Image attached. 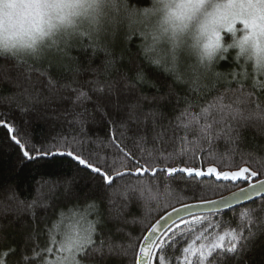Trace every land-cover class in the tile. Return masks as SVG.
I'll list each match as a JSON object with an SVG mask.
<instances>
[{
	"label": "snow or ice",
	"instance_id": "snow-or-ice-1",
	"mask_svg": "<svg viewBox=\"0 0 264 264\" xmlns=\"http://www.w3.org/2000/svg\"><path fill=\"white\" fill-rule=\"evenodd\" d=\"M2 7L0 53L14 58L17 69L16 81H8L15 89L9 105L15 101L22 115L38 108L51 109V118L66 122L67 130L61 128L55 136L37 142L29 133L21 134L14 119H0V129L18 149L21 167L67 158L89 173L95 184L83 202L76 195L77 202L67 211L61 210L47 229L45 247L36 245L29 256L25 245L21 264L34 260L81 264L90 251L96 264H107L111 258L128 257L129 249L133 252L129 264H215L218 255L224 264L231 260L242 264L251 242L264 231V215H260L264 214V156L241 148L244 133L257 121L264 124V87L259 95L244 93L242 85L251 73L237 72L224 92L213 95L217 89L203 84L202 78L223 49L225 32L242 33L229 48L239 50L238 58L246 60L257 78L264 74V0H152L151 8L142 10L133 9L129 0H15ZM153 17L158 18L155 23ZM125 24L131 35L126 32L121 39ZM137 24L143 25L139 33ZM149 36L160 49L159 55L148 45ZM79 38H95L93 54L104 53L102 66L89 69L102 79H79V62L69 56ZM133 39L141 41L135 52ZM118 43L124 44L119 55ZM133 57L140 64H134ZM61 59L69 61L67 68L58 62ZM122 63L131 67L122 72L117 67ZM145 64L167 75L172 85L158 96L141 92L129 99L141 86L157 87L155 80L148 83ZM232 83L241 87L229 96ZM178 89H183V95ZM88 104L93 105L91 114ZM166 106L172 111H165ZM11 111L10 107L9 114ZM114 113L120 118H113ZM96 115L108 125L103 138L93 137L88 127ZM237 157L244 166L220 170L234 167ZM177 163L194 166H170ZM71 198L70 193L66 195ZM173 201L180 206L172 207ZM242 202L256 206L244 207ZM105 203L107 221L102 212ZM133 204L147 218L159 216L142 238L133 239L122 226L128 223L124 216ZM234 205L240 206V219L248 225L227 233L231 243L225 247L223 235L215 240L210 235L222 221H212L217 215L223 217L225 210L235 214ZM32 207L35 203L29 205ZM169 207L171 211H167ZM32 219L35 221V213ZM108 223L116 225L118 236H113ZM197 231L201 233L195 237L198 247L188 240ZM24 234L29 240L45 236L36 229ZM117 239L129 243H117ZM18 250L8 248L0 253V264ZM170 250L180 252L182 259L170 255ZM192 256L198 261L191 260Z\"/></svg>",
	"mask_w": 264,
	"mask_h": 264
},
{
	"label": "trees",
	"instance_id": "trees-1",
	"mask_svg": "<svg viewBox=\"0 0 264 264\" xmlns=\"http://www.w3.org/2000/svg\"><path fill=\"white\" fill-rule=\"evenodd\" d=\"M129 3L133 9H144L151 8L152 0H129ZM143 26L141 24L136 25L137 33ZM129 26L125 24L121 30V39L128 31ZM92 39L79 38L73 43L72 50L69 52V56L79 62V66L82 69L79 79L82 81H87L99 78H103L102 75L94 73L89 69H97L102 66L104 60V53L97 52L94 53V44ZM141 41L139 39H133L131 42L132 51L135 52L137 45ZM163 43V42H161ZM148 45L155 48L157 55L160 53V49L156 48L152 44L151 37L148 38ZM124 48L123 43H118L116 46V53L119 55ZM8 54L0 53V119H8L12 121L13 119L21 127V134L23 132L29 133V135L34 136L37 142L55 136L61 128L67 130L66 122L55 121L51 118L53 115L51 109L38 108L34 111L29 112L27 115H22L16 110V102L13 101L11 105L8 103V98L15 92L13 86L8 82L9 80L15 82L17 79V69L16 60L14 58H5ZM226 59L219 60L214 68V76L203 79L202 83L206 84L210 88H216L217 91L213 92V95L219 92H224L228 86V81H232L234 74L241 72V64L243 59L238 58L237 49L228 48L227 51L223 52L222 57ZM126 59V57H125ZM59 63L64 64L65 68L69 66V61L59 60ZM134 64H140L138 57H133ZM146 70V75L148 77V83L155 80L157 81V87L141 86L133 91V95L129 99H135L139 93H143L149 97L158 96L160 94L167 93L169 86L172 85V80L164 74H160L154 67H150L147 64L143 65ZM45 67L47 64L45 63ZM117 67L120 68L122 72L127 71L131 66L127 63L118 64ZM57 69H53L56 71ZM163 71H167V66H164ZM35 75V74H34ZM115 77V72H113ZM237 80H243V77H236ZM241 87L238 83H232L231 90L228 91L229 96L236 94V89ZM243 92H252L253 95H259V89L264 87V80H254L251 76H248L247 82L243 83ZM180 95H183V89H178ZM211 97H209L210 99ZM124 97L121 98L123 103ZM175 104V100H173ZM12 111L9 114V108ZM89 109V114L92 112L93 105H87ZM183 104L180 105V108ZM147 109V105H145ZM198 110V109H197ZM165 111L171 112V106H166ZM113 118L119 119L115 113ZM89 130L93 137H105L107 135L108 125L103 123L99 115L95 116V122H90ZM119 133L117 132V136ZM245 139L241 144V148L253 154L254 156H264V124L257 121L253 127H250L244 133ZM221 150H224V146L221 145ZM103 154V153H101ZM197 155H199L197 153ZM187 159V158H185ZM21 160L19 156L18 149H15L11 145L3 129H0V253H6L8 248L19 249L15 255L6 256L5 264H21L20 257L21 252L24 250L27 244V255L31 256L32 249L36 245L41 248L47 245L46 232L47 229L53 226V222L57 221L59 218V213L61 210L67 211L71 205L75 204L77 201L75 196L78 195L82 198L95 187L94 182L91 179L89 173L82 169H78L76 165L69 159L56 158L54 161L41 164H26L21 167ZM170 166H194L189 163L187 165L182 164H172ZM198 166V164L196 165ZM208 165L205 164V167ZM244 166L243 162L237 157L234 167H222L220 170H236V167ZM119 183V182H118ZM244 186V185H240ZM230 190L234 191L235 188L230 186ZM71 194V199H66L67 194ZM227 195V193H223ZM218 198V197H210ZM184 203H192L191 200H185ZM35 203V207L29 208V205ZM256 204H259V199L256 200ZM46 206V207H45ZM178 203L172 202V207H179ZM256 205L249 203L244 204V207H255ZM117 208H119V201H117ZM171 207L167 209L170 211ZM115 211V210H114ZM102 212L104 213V218L108 219V206L105 203L102 206ZM241 208H235V214L232 210L224 211L223 217L217 215L216 219L212 222L216 224L218 221L222 223L218 228H213L210 233L213 240L216 237L223 235V244L225 247L230 246L231 237L227 235L231 230H240L242 227L248 225L247 220L240 219ZM35 213V221H33L32 216ZM160 215H164L161 211ZM264 215V214H260ZM133 218L136 219V223H132ZM159 216H152L147 218L146 215L139 209L135 204L126 210L124 219L128 223L123 224L124 232L131 233L133 239L136 237L142 238L146 231V228L154 223ZM92 220L96 217L92 216ZM190 219V218H187ZM211 220V217H209ZM259 224L252 226V230L256 231ZM109 228L113 229V236H118L119 234L115 232L116 225L114 223H108ZM33 229L37 232L44 231L45 236L39 237V239L33 237L32 239H27L24 233L31 234ZM201 233L197 231L192 237H189V243H194L196 247L199 246L195 242V237L199 236ZM107 235V233H105ZM247 235V232H245ZM99 239V238H97ZM207 239V238H206ZM117 243L128 244L127 240L117 239ZM203 241H200L202 243ZM186 245H181L184 247ZM170 255L180 257L182 259V254L180 252H172L170 250ZM133 252L129 249L128 257L111 258L107 261V264H129V260L132 258ZM191 260L198 261V257L192 256ZM215 264H224V260L219 257L214 258ZM33 264H40L39 260H34ZM81 264H96L95 257L92 251L89 252V256L83 259ZM228 264H235L234 260L228 262ZM242 264H264V231H259L256 238L251 242L249 251L245 254Z\"/></svg>",
	"mask_w": 264,
	"mask_h": 264
},
{
	"label": "rangeland",
	"instance_id": "rangeland-1",
	"mask_svg": "<svg viewBox=\"0 0 264 264\" xmlns=\"http://www.w3.org/2000/svg\"><path fill=\"white\" fill-rule=\"evenodd\" d=\"M14 2H15V0H0V15L3 14V7L2 6L5 3H14ZM157 19H158L157 17H153L152 23H155ZM240 27H242V26H240ZM238 35H242V33H238ZM238 35L237 36H233V35L228 34L226 32L225 33H222V41H221V43L223 45V49H228L229 48V45H231L233 43V41L238 38ZM223 49L218 53L217 58L213 61L212 65L210 66L209 71L204 75V77L202 78V80L203 79H207L208 77L210 78L211 76H214L213 75L214 74L213 68H214L215 64L219 60H221V57H222L223 52H224ZM237 51H239V50L237 49ZM192 62H193V60H187L186 61V63H188V64H191ZM246 65H247V62H246V60L243 59L242 64H241V70H240L241 72L251 73L250 76L254 80H258V81L261 80V79L264 80V74H259V78H257V74L254 72V69L250 65H247V66Z\"/></svg>",
	"mask_w": 264,
	"mask_h": 264
},
{
	"label": "water",
	"instance_id": "water-1",
	"mask_svg": "<svg viewBox=\"0 0 264 264\" xmlns=\"http://www.w3.org/2000/svg\"><path fill=\"white\" fill-rule=\"evenodd\" d=\"M242 203H243V205H244V204L249 203V202H242ZM236 207H239V205H234V208H236ZM170 211H171V210H170ZM194 211L199 212V211H201V210L196 209V210H194ZM225 211H227V210H225ZM181 215H184V216H185V219L190 218V217H188L186 214H181Z\"/></svg>",
	"mask_w": 264,
	"mask_h": 264
}]
</instances>
